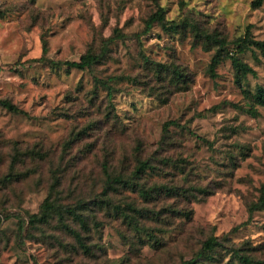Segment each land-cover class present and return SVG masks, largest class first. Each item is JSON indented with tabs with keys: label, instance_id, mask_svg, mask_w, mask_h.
Masks as SVG:
<instances>
[{
	"label": "rangeland",
	"instance_id": "obj_1",
	"mask_svg": "<svg viewBox=\"0 0 264 264\" xmlns=\"http://www.w3.org/2000/svg\"><path fill=\"white\" fill-rule=\"evenodd\" d=\"M253 1L0 0V100L23 112L0 107V264H181L209 236L223 247L201 264H240L238 253L264 261V211L249 210L264 186V107L251 110L244 95L264 88V58L242 43L264 41V1ZM157 7L167 22L187 20L217 42L191 27L145 32ZM103 46V61L89 70L34 61L74 62ZM219 52L254 73L238 85L224 58L212 76ZM151 64L184 69L190 81L181 91ZM100 82H110L111 96ZM140 160L152 170L134 182L149 201L128 187L106 191L105 165L129 178ZM53 175L61 182L54 197L86 217L84 235L101 248L90 258L76 255L56 219L28 223ZM100 200L109 204L96 207ZM130 203L144 211L138 230L118 213Z\"/></svg>",
	"mask_w": 264,
	"mask_h": 264
},
{
	"label": "trees",
	"instance_id": "obj_2",
	"mask_svg": "<svg viewBox=\"0 0 264 264\" xmlns=\"http://www.w3.org/2000/svg\"><path fill=\"white\" fill-rule=\"evenodd\" d=\"M264 0H254L253 6L259 7ZM154 24L160 25L163 29L170 30V27L177 29H180L182 31H186L187 27H191L192 32L195 34V37L197 38V34H199V38H204L206 42H214L216 43L217 40H215V37H210L209 35L205 33H201L198 29L196 24L189 23L187 20H182L181 22L174 23V22H167L165 20V11L163 8L157 7V10L151 14L147 20L145 21V29L144 31H149L152 29ZM115 35L117 38H122L123 35L115 30ZM221 41L219 42V44ZM242 43H248V45H252L261 53V56L264 58V41L263 42H253L250 38H245ZM220 50L223 51V46H219ZM238 51L242 52L243 50L239 47ZM46 52L45 49H43V54ZM106 55V48L105 46L102 47V49L97 53H86L85 55L81 56L78 61L74 62H53L50 60H47L44 55L41 56V58L34 60L35 62H46L51 64L52 66H64L67 69H75L78 71H84L89 70L93 68L94 66L100 64L104 57ZM229 58L231 60L232 66L235 70V79L236 83L238 85L241 84L242 79H244L248 74H253L254 72L246 66L243 62H241L236 57H230L228 54L223 53H217L213 59L211 60V63L209 65V72L211 75H214V71L216 67L219 65V63L224 59ZM145 63H149V59L144 58ZM155 67V73L156 75H162L167 74L166 77H170L169 83L172 85L177 86L176 88H179V90L183 91V85H186L190 80V73L185 71L184 69H180L177 67H164L159 64H151ZM166 68V70H165ZM110 82H100L103 89L106 90L107 95L111 96L112 88L109 84ZM246 99L249 101L250 109L255 110V107H264V88L257 87L254 93L250 92H244ZM0 107L4 109L5 111L19 115L23 112L14 104H12L7 99L0 100ZM148 170H152L151 166L146 160H140L137 163V166L135 167L133 174L129 178H124L121 175H116L115 173L108 170V165H105L102 168V172L105 178V185L108 189L106 191L109 192V189L112 191H116L117 187H125L130 188L131 191L135 194H138L139 197L144 201L150 200V195L148 194V191L140 185L137 181L134 182V180H139L141 177H143ZM115 174V175H113ZM12 180L3 181L2 184L7 185V183L11 182ZM61 182L60 180L53 175L52 176V184L49 187V192L46 197V199L42 202V204L39 207V211L35 214H32L28 216V223L32 226H48L52 222V220L56 219L59 229L65 233L69 238H72L75 242L74 249L76 250L77 256H82L84 258H90L94 255L95 251H101L100 247H93L89 245V242L87 240L88 236H85L84 234H90V227L89 222L86 219V217L78 212L74 208H66L61 206L59 204L58 198L54 197L55 193L57 192L58 188H60ZM165 192H169V189L164 188ZM204 193H207V191H203ZM95 203L96 207L98 205H108V200H100ZM79 207L81 209H86V206L84 204H79ZM102 207V206H101ZM127 207V206H126ZM135 204H129L128 207L123 211L121 208H119L118 213L119 216H121L124 220L128 222V224L132 227L138 230V227L140 226V220L138 221L137 218H143L145 217L143 215L142 210H136ZM251 212L255 210L264 211V186L261 188V194L258 199V201L250 206L249 209ZM156 219L160 218L162 215L160 213L154 214ZM185 218L189 219V214H183ZM137 217V218H136ZM71 219L72 222L76 223L78 225V229L74 228L72 225L68 224V219ZM21 221V226H22ZM146 236L148 237L147 242H149L152 245V248L155 252L159 253L163 249V245L160 241H158L157 237L153 233H149V231L145 230L144 232ZM165 246V245H164ZM217 247H223L216 238L213 236H209L205 238V240L201 243L200 249L193 254L190 260L188 261H181V264H201L210 261L209 259H212V256L210 255L211 252L214 251ZM95 250V251H94ZM238 253V252H237ZM238 261L240 264H264V261H253L251 258L245 256L244 254L238 253ZM209 258V259H208ZM211 264V263H207Z\"/></svg>",
	"mask_w": 264,
	"mask_h": 264
}]
</instances>
